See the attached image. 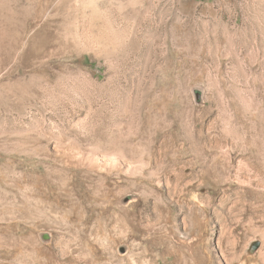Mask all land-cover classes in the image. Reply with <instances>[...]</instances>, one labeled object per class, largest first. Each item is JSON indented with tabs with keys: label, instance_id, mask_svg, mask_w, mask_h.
Returning <instances> with one entry per match:
<instances>
[{
	"label": "rangeland",
	"instance_id": "obj_1",
	"mask_svg": "<svg viewBox=\"0 0 264 264\" xmlns=\"http://www.w3.org/2000/svg\"><path fill=\"white\" fill-rule=\"evenodd\" d=\"M0 264H264V0H0Z\"/></svg>",
	"mask_w": 264,
	"mask_h": 264
},
{
	"label": "water",
	"instance_id": "obj_2",
	"mask_svg": "<svg viewBox=\"0 0 264 264\" xmlns=\"http://www.w3.org/2000/svg\"><path fill=\"white\" fill-rule=\"evenodd\" d=\"M199 94H200V93H199ZM258 246H259V245H258V244H256L254 249H257V248H258Z\"/></svg>",
	"mask_w": 264,
	"mask_h": 264
}]
</instances>
